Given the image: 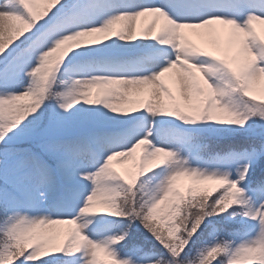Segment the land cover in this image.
I'll return each instance as SVG.
<instances>
[{"label": "snow or ice", "instance_id": "6c2138e0", "mask_svg": "<svg viewBox=\"0 0 264 264\" xmlns=\"http://www.w3.org/2000/svg\"><path fill=\"white\" fill-rule=\"evenodd\" d=\"M182 3L0 0V264H264V34L255 27L264 0H208L188 14ZM229 8L236 14L221 11ZM145 13L163 23L138 38L134 22ZM185 30H203L210 46ZM140 40L168 47L137 71L85 63L79 77L61 73L85 55L77 49ZM149 114L157 129L164 118L194 127L165 143ZM115 160L133 167L118 171ZM78 177L91 187L72 215ZM85 216L96 217L91 233ZM137 222L150 236L131 234ZM205 231L210 239L195 246Z\"/></svg>", "mask_w": 264, "mask_h": 264}, {"label": "rangeland", "instance_id": "374dc122", "mask_svg": "<svg viewBox=\"0 0 264 264\" xmlns=\"http://www.w3.org/2000/svg\"><path fill=\"white\" fill-rule=\"evenodd\" d=\"M224 2L225 3H231V0H224ZM201 6H202V0H183V3L181 5V7L178 9V11L181 14L198 13V12L204 11V9ZM221 11H226L230 15L236 14L235 10H233L231 8L223 9ZM153 21H155V24H154L152 32L149 35H155L156 34V32L159 29L160 24L163 23V17L159 16L158 13H145L143 16L136 18V20L134 22V26H135L138 38H143L144 30L146 28H148L149 25H152ZM255 27H256L258 32H261L262 34H264V24L256 22ZM185 31L189 33L188 38L193 43L197 44L198 46H202V47L210 46V41H211L212 37L208 36L207 34H204V35H197L196 34V31L203 32V30H196V31L185 30ZM215 38L219 42H221L222 48L227 47V40H228L227 31H225L223 29H218V31L215 33ZM148 43H151L152 45L158 46L160 48L168 47V46L160 45L157 41H152V40L142 41V40H140V41L132 42L130 44L126 43V42L115 41V44L121 45L122 47L114 48V47H112L113 41H106L102 45L91 46L88 49H77L76 51L84 53V52H88L92 49H99V50L103 49L106 51H111L112 49H116V53L114 54V56H117V57L112 58L111 55H109L108 57H106L105 60H102V61H106L105 67L116 65V66L121 67L125 71L132 72V71L140 70L141 65L148 66V65L155 62L154 53H152L150 57H147V56L139 54V53L135 54L137 48L138 49L139 48L145 49V47H147ZM122 49H125V51L127 53H129V51H131V52L135 51L134 53L129 55V57L131 58L129 61H127V58L119 56L122 53ZM230 51H232V52L235 51L234 45L232 46ZM99 68H101V66H98L96 68V70L98 72H100L102 69H104V68H101L99 70ZM71 76L79 77V72H77V71L73 72ZM167 79H168L170 86H172L175 90L174 73L167 74ZM261 88H262L261 85L256 86V92L258 95L262 94ZM85 107H99V106H87V105H85ZM159 118L160 117H156V119H159ZM164 119H166V118H164ZM152 121H153V117L149 114L148 115V124L150 127H152L153 135H159L163 142H165V143H178L181 139H183L184 135L178 129L174 128L173 125L168 124V122H166L165 126H162L159 129H157L155 127V125L152 123ZM210 123L212 124L213 127H216L213 125L212 122H210ZM137 124H138V126L143 127L144 121L143 120L138 121ZM224 127H229V126H224ZM141 134H143V133H141ZM102 161H103V158L101 157L99 160H97L95 163H93L91 165V169L94 170L96 167L99 166L100 163H102ZM113 166L118 171L125 172L126 170H129L133 167V161H131V160H126V161L115 160L113 162ZM200 166L201 167H210V165H206V164H201ZM183 178L184 177H182L180 179H183ZM76 183H77L78 188H79V193L69 194V201L74 206V209H75L72 212V215H76L79 207L82 206V204H83L84 194H86V192L91 187V183L89 181L83 179L82 177H78ZM182 183H183V181H182ZM188 185H189V183L185 182L182 189L187 188ZM51 214L53 216H55V215H57V212L55 210H52ZM99 215H107V214H99ZM108 219H109V221H112V220H110V216L108 217ZM87 221H91V223H86ZM252 222L255 223L256 221L252 220ZM81 223H85V231H89L91 233L93 226L96 223V217H92V216L81 217ZM55 227L58 230V238L62 240L64 238V233L67 230V228L69 227V225L62 224V225H58ZM105 234L111 235V234H114V232L105 233ZM96 238H102V237H96ZM113 247L118 248V245H114Z\"/></svg>", "mask_w": 264, "mask_h": 264}, {"label": "trees", "instance_id": "16d2710c", "mask_svg": "<svg viewBox=\"0 0 264 264\" xmlns=\"http://www.w3.org/2000/svg\"><path fill=\"white\" fill-rule=\"evenodd\" d=\"M184 186V185H183ZM246 206V205H245ZM212 219H215L214 217H209L205 220L204 224H207L208 223V220H212ZM243 219L247 220V217H244ZM201 229L203 230L204 229V225H201ZM131 234L134 236V237H143L145 235L147 236H150L149 233H146L145 230L143 229V226L142 225H138V222L137 224L133 225V228L131 229ZM197 235L199 236L200 235V231H198ZM210 239L208 236H207V232L205 231V234L204 236L201 237V240L200 241H196V245L195 246H199L201 242H204L206 240ZM193 240H196V237H193ZM151 243H156L154 240H152L150 242ZM190 246H193L190 242ZM45 259H48V258H45ZM37 264H39V262H37Z\"/></svg>", "mask_w": 264, "mask_h": 264}]
</instances>
